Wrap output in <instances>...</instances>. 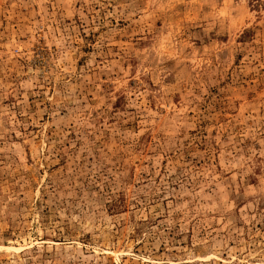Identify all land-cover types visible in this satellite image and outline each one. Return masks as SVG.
<instances>
[{
    "label": "rangeland",
    "instance_id": "rangeland-1",
    "mask_svg": "<svg viewBox=\"0 0 264 264\" xmlns=\"http://www.w3.org/2000/svg\"><path fill=\"white\" fill-rule=\"evenodd\" d=\"M0 264H264V0H0Z\"/></svg>",
    "mask_w": 264,
    "mask_h": 264
}]
</instances>
